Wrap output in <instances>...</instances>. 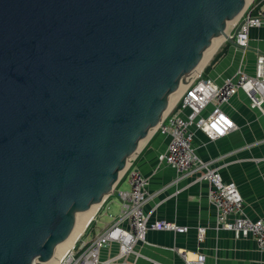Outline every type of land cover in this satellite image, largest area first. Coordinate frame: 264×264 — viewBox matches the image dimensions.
I'll list each match as a JSON object with an SVG mask.
<instances>
[{"label": "water", "instance_id": "water-1", "mask_svg": "<svg viewBox=\"0 0 264 264\" xmlns=\"http://www.w3.org/2000/svg\"><path fill=\"white\" fill-rule=\"evenodd\" d=\"M245 1L0 0V264H46L113 194Z\"/></svg>", "mask_w": 264, "mask_h": 264}, {"label": "crops", "instance_id": "crops-1", "mask_svg": "<svg viewBox=\"0 0 264 264\" xmlns=\"http://www.w3.org/2000/svg\"><path fill=\"white\" fill-rule=\"evenodd\" d=\"M256 52L264 54V28L250 30L249 51L245 56L239 48L226 45L221 57L204 68L202 77L221 84L240 69L253 75ZM247 91L257 99L250 89ZM259 106L252 109L247 95L239 91L222 108L237 130L213 141L199 131L194 136L196 155L209 168L218 169L224 182L236 184L244 201V215L251 220L264 218V105ZM153 134L131 160L132 166L148 180L149 199L144 212L149 224L167 221L186 227L187 231L176 234L149 230L145 243L134 247L129 263L184 264L180 253H186L190 259L203 255L205 264H264V251L253 237L236 238L232 232L218 229L216 211L207 198L209 185L204 180L198 181L199 172L180 178L175 170L159 163L158 157L165 151L168 139ZM120 177L115 191L121 185L129 188L126 176ZM112 197L115 194L109 202ZM117 207L114 218L119 214V202ZM198 228L205 229L202 241H198ZM117 254L118 245L112 243L100 250L99 259H114Z\"/></svg>", "mask_w": 264, "mask_h": 264}, {"label": "built area", "instance_id": "built-area-1", "mask_svg": "<svg viewBox=\"0 0 264 264\" xmlns=\"http://www.w3.org/2000/svg\"><path fill=\"white\" fill-rule=\"evenodd\" d=\"M229 31V38L242 51H249V32L264 28V0H252L241 13ZM227 43L226 41H224ZM228 44V43H227ZM247 89L257 97L254 100ZM243 91L252 109L264 105V54L255 53L254 73L246 74L238 70L221 84L202 77V73L184 84V89L170 111L162 117L154 134L168 139L165 151L159 155L160 164L175 170L178 177H186L199 172V180L209 185L208 201L216 211L218 229L229 231L236 238L253 237L258 248L264 251V218L251 220L244 215V201L234 182H224L218 169H211L195 153L194 136L199 131L210 140L229 135L237 130L234 122L222 111L229 100ZM128 181L127 191H113L119 202V214L100 233L89 240H79L58 261V264H130L128 259L134 254V247L145 243L149 230L170 231L183 234L186 227H178L167 221L149 224L144 206L149 199L148 180L130 161L123 173ZM122 175V176H123ZM233 217V220H229ZM198 241L203 240L204 228H198ZM118 245L114 259L100 261V250L110 244ZM184 264H205V257L197 254L194 259L180 253Z\"/></svg>", "mask_w": 264, "mask_h": 264}, {"label": "bare ground", "instance_id": "bare-ground-1", "mask_svg": "<svg viewBox=\"0 0 264 264\" xmlns=\"http://www.w3.org/2000/svg\"><path fill=\"white\" fill-rule=\"evenodd\" d=\"M251 1L252 0H246L245 3H244V7H243L242 11L238 14V16L235 19H233L232 21L227 22L226 29H225V33L227 35H229V31L227 30V28L230 27V30H231L232 26L236 23V21L242 15L241 13L243 12V10L246 8V6ZM222 41H225V38L223 36H220V37L215 38V39L212 40L210 47L203 53L201 64L197 67L195 73H193L191 75V77L187 81H189L193 77L198 76L199 72H201L202 69L206 66V58L208 56H210L219 47V45L221 44ZM182 89H184V86L182 87ZM182 89L169 102V104L167 105V109H166V111L163 114V117L167 114V111H169L171 109V107L174 105V103L176 102V100L180 96V94L182 92ZM155 129L150 130V132L148 133L147 139H145L143 141H140L137 151L140 150L142 144L144 142H146L152 136L151 134H153L152 132L155 131ZM133 158H134V156L129 158V160H128L127 164H126V167H127L128 163L130 162V160H132ZM122 173H124V170L120 171L119 176L122 175ZM100 206H101V204L93 205V206L90 207V209L88 211L75 215V223H74V228H73L72 232L70 233V235L64 241L60 242L59 244H57L54 247L52 259L50 261H48L46 264H58V261L60 260V258L63 255H65L74 246V244L79 240V238L83 234L84 230L86 229V227L88 226L90 221L96 215V213L99 210Z\"/></svg>", "mask_w": 264, "mask_h": 264}, {"label": "rangeland", "instance_id": "rangeland-1", "mask_svg": "<svg viewBox=\"0 0 264 264\" xmlns=\"http://www.w3.org/2000/svg\"><path fill=\"white\" fill-rule=\"evenodd\" d=\"M227 30L230 31V27L227 28ZM223 42L224 41H222L221 44L219 45V47L210 56H208L206 58V66L209 65L214 60H217L219 57H221L222 53L226 49V45H228L227 43H225V42L223 43ZM204 68L202 69V71L204 70ZM202 71L199 72V74L202 73ZM127 189H128L127 185H121L120 188L118 189V191H125ZM110 199H111L110 196L108 198L104 199V201L101 203V206H100L99 210L97 211L96 215L90 221V223L88 224V226L84 230V232L81 235V237L79 238V240L80 239L81 240H88V239L92 238L94 235H97L98 233H100L106 227V225H109L112 222V218H114L113 216L115 215L116 209L118 208L117 207L118 202L116 200V197H112L111 202H109Z\"/></svg>", "mask_w": 264, "mask_h": 264}]
</instances>
